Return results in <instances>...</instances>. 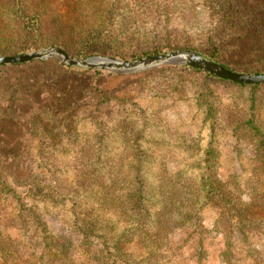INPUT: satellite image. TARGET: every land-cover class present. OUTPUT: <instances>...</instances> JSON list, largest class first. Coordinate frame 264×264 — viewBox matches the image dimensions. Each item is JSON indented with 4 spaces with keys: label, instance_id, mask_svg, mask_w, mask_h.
I'll return each instance as SVG.
<instances>
[{
    "label": "rangeland",
    "instance_id": "rangeland-1",
    "mask_svg": "<svg viewBox=\"0 0 264 264\" xmlns=\"http://www.w3.org/2000/svg\"><path fill=\"white\" fill-rule=\"evenodd\" d=\"M61 5V18L69 20L74 8ZM230 11L237 16L227 21ZM102 12L107 25L115 28L112 41L104 33L95 36L96 43L79 56L81 44L69 37L67 54L73 59L129 62L158 52L192 51L207 59L214 56L233 72L264 74V0H123L112 13ZM257 26H261L259 31ZM124 29L128 33H121ZM30 36L0 41V49L7 51L0 54L16 52L0 57L60 48L42 45L50 39L48 35ZM26 65L0 69V167L12 187L11 197L0 194V229L20 243V260L13 264H38L36 242L23 229L28 219L21 202L31 206L29 190L17 188L11 180L34 167L46 174L48 185L63 201L61 209L39 204L40 212L61 210L59 217L64 214L72 220L100 200L98 193L79 182L82 166L105 167L115 202L127 198L124 182L135 176L130 166H143L152 204L160 198L162 168L174 176L180 166H217L224 180L238 184L243 197L251 196L253 188L264 194V155L256 139L241 133L252 98H264V84L253 91L209 78L202 70L175 65L133 72L75 68L60 58ZM60 82L68 83L75 94L66 109L59 107L57 96L51 93L58 92L51 90ZM93 91L106 92L113 101L102 105L92 98ZM47 108L51 110L45 115L42 112ZM261 109L264 126V100ZM98 214L107 226L102 233L114 236L123 227L112 212L98 210ZM219 215L217 209H201V226L177 230L159 264H222L224 239L212 230ZM251 217L264 228V210L255 208ZM234 243V264H253L252 255L264 254V239L244 242L238 229ZM136 246L130 251L139 261L145 253ZM76 251L77 262L96 264L78 242Z\"/></svg>",
    "mask_w": 264,
    "mask_h": 264
},
{
    "label": "trees",
    "instance_id": "trees-1",
    "mask_svg": "<svg viewBox=\"0 0 264 264\" xmlns=\"http://www.w3.org/2000/svg\"><path fill=\"white\" fill-rule=\"evenodd\" d=\"M122 1L0 0V41L11 40V38L17 41L29 35H48L50 39L45 41L43 46H58L68 53L69 39L75 38V41L81 44L77 54L83 56L87 52V47L96 43L93 41L95 36L98 38L104 33L109 37L108 40L112 41L116 31L114 27L107 25L106 20H103L105 15L102 11L112 13ZM61 2L64 3L63 6H71L75 10L69 20H63L59 14ZM227 15L230 16L229 19L225 18L227 21L237 16L235 11H230ZM260 28L261 26H257L255 29L259 31ZM122 32L128 33L125 29ZM261 44L263 48L264 40ZM1 51L7 52L0 49ZM12 52L11 54L2 53L0 56L16 54ZM208 58L233 71L214 56H208ZM25 66L27 65L10 67ZM182 69L200 72L192 67L185 66ZM205 75L217 79L209 73L205 72ZM236 85L249 87L253 91L263 86L262 84ZM51 91H58L51 93L57 96L59 107L62 109H66L70 99L75 96L66 82H60L58 87ZM93 94L92 98L97 99L102 105L113 101L106 92L93 91ZM263 100L264 98L261 100L252 98L247 122L241 126L245 128L241 129V133L244 132L247 137L259 142L261 155H264V126L260 118ZM50 110L51 108H47L42 113L47 115ZM82 167L83 172L81 171L79 182L83 187L98 193L100 202L97 200L94 205L86 206L84 212L74 216V220L63 216L64 214L59 217L61 210H56V213L47 210L40 212L39 204L61 209L63 201L56 197V195L60 197V194L57 190L51 189L48 185L49 178L44 172L38 170L39 167L23 171L22 177L11 178L14 186L29 190L31 206L27 207L25 201L18 200V202H21V207L28 219L24 221V232L33 243L36 242L38 264H82L75 260L77 242L91 258H94L96 264H159L163 251L169 247L171 237L177 230L193 224L201 226L198 212L203 208H214L220 211L212 230L224 239V250L220 255L222 264H234L232 262L235 253L234 235L237 229L240 230L244 242H248L251 238L264 239V228L256 224L251 217L255 208L264 210V194L258 193L253 188L251 196L243 197L238 184L224 180L219 175L217 166H180V169L174 172V176H170L167 168H162L160 173L163 174L162 183L158 188L160 198L154 204L148 198L143 166H130L135 176L130 175L131 179L124 182L128 185V194L124 202L121 198L119 201H114L111 195L113 190L110 184L111 175L107 183L105 167ZM197 169L200 172L195 173ZM95 182L96 185H93ZM11 193L12 187L5 181L3 168L0 167V194L11 197ZM156 206L158 209L153 211L152 207ZM98 210L102 212L107 210L119 218L123 227L116 235L102 233L101 230L107 226L102 225ZM60 222L61 227H58ZM137 244L138 248L145 253V257L139 261L130 251V247H137ZM19 245V242L4 236L0 229V264H13L18 258L20 260ZM252 257L253 264H264V254H255Z\"/></svg>",
    "mask_w": 264,
    "mask_h": 264
},
{
    "label": "water",
    "instance_id": "water-1",
    "mask_svg": "<svg viewBox=\"0 0 264 264\" xmlns=\"http://www.w3.org/2000/svg\"><path fill=\"white\" fill-rule=\"evenodd\" d=\"M50 58H60L64 63L75 68H100L103 70H120L124 72L147 70L160 65L188 66L207 72L219 79L228 80L241 85L264 84V74L249 75L233 72L219 64L214 63L201 54L192 51L172 52L169 54L124 62L101 57H94L87 60H75L64 50L54 48L43 50L41 52L0 57V67L6 65H21L36 60H47Z\"/></svg>",
    "mask_w": 264,
    "mask_h": 264
}]
</instances>
